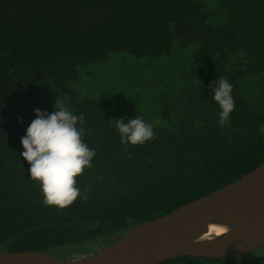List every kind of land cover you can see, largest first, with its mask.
I'll list each match as a JSON object with an SVG mask.
<instances>
[{"label": "trees", "instance_id": "16d2710c", "mask_svg": "<svg viewBox=\"0 0 264 264\" xmlns=\"http://www.w3.org/2000/svg\"><path fill=\"white\" fill-rule=\"evenodd\" d=\"M100 63L104 89L80 92ZM219 77L234 86L225 126L209 87ZM57 97L96 150L77 178L87 199L64 209L43 203L20 156L34 110L55 111ZM136 115L159 119L156 138L124 145L115 120ZM262 128L264 0H0V251L89 254L252 170ZM251 254L158 264H264Z\"/></svg>", "mask_w": 264, "mask_h": 264}, {"label": "water", "instance_id": "95a60500", "mask_svg": "<svg viewBox=\"0 0 264 264\" xmlns=\"http://www.w3.org/2000/svg\"><path fill=\"white\" fill-rule=\"evenodd\" d=\"M222 222L231 226L228 233L204 236L211 223ZM263 245L264 159L239 178L138 223L89 254L59 258L40 250L0 251V264H158L182 255L250 260Z\"/></svg>", "mask_w": 264, "mask_h": 264}, {"label": "clouds", "instance_id": "9594fccd", "mask_svg": "<svg viewBox=\"0 0 264 264\" xmlns=\"http://www.w3.org/2000/svg\"><path fill=\"white\" fill-rule=\"evenodd\" d=\"M14 71V70H12ZM214 101L219 105L218 123L221 126L230 125V116L235 109L232 96L233 84L227 78L219 77L209 85ZM55 111L49 113L36 108L35 119L21 137L23 151L20 153L30 165L28 173L32 180L38 181L43 195V203L67 208L89 189L83 192L77 186V178L86 168L92 167L96 150L90 148L84 141V115L74 114L68 105L57 97ZM23 123L22 118H18ZM159 119L147 122L143 115H136L127 122L123 118L115 120L114 127L118 130L121 143L143 145L156 138L155 127ZM90 131V130H89ZM264 132V128H262ZM231 226L224 224L216 229V237L228 233ZM215 237H213L214 239Z\"/></svg>", "mask_w": 264, "mask_h": 264}, {"label": "rangeland", "instance_id": "374dc122", "mask_svg": "<svg viewBox=\"0 0 264 264\" xmlns=\"http://www.w3.org/2000/svg\"><path fill=\"white\" fill-rule=\"evenodd\" d=\"M100 64L93 66L91 69H89L90 72H92V74H85L81 77V80L78 82L77 84V88L80 90V92L82 93H93L94 90L96 89H100L102 91V89H104L102 83H101V77L103 75V70L100 69ZM256 252H264V245L261 246L260 248H258L257 250H255ZM49 254L59 257V258H63L61 256L60 253H58L55 250H51L48 252ZM80 255L78 254H72L71 257H79ZM83 256V255H82Z\"/></svg>", "mask_w": 264, "mask_h": 264}, {"label": "bare ground", "instance_id": "6f19581e", "mask_svg": "<svg viewBox=\"0 0 264 264\" xmlns=\"http://www.w3.org/2000/svg\"><path fill=\"white\" fill-rule=\"evenodd\" d=\"M226 223L222 222V223H211L209 225V229H208V232L205 233L204 236H207L209 237L210 234H213V235H216V229H218L219 227H221L222 225H224ZM224 235V234H223Z\"/></svg>", "mask_w": 264, "mask_h": 264}]
</instances>
